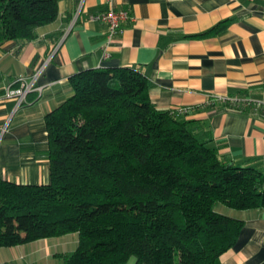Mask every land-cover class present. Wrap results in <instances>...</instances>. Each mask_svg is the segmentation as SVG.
Wrapping results in <instances>:
<instances>
[{
	"label": "trees",
	"instance_id": "trees-1",
	"mask_svg": "<svg viewBox=\"0 0 264 264\" xmlns=\"http://www.w3.org/2000/svg\"><path fill=\"white\" fill-rule=\"evenodd\" d=\"M57 17L58 0H0V45ZM71 85L46 116L50 183L0 180V246L77 232L66 264H219L244 221L217 206L264 210V170L223 158L182 108H158L139 68H90Z\"/></svg>",
	"mask_w": 264,
	"mask_h": 264
},
{
	"label": "crops",
	"instance_id": "crops-1",
	"mask_svg": "<svg viewBox=\"0 0 264 264\" xmlns=\"http://www.w3.org/2000/svg\"><path fill=\"white\" fill-rule=\"evenodd\" d=\"M110 9L132 16L112 42L107 25L91 18ZM107 67L139 68L158 108H186L183 118L223 158L264 170V115L215 100L264 101V0H58L57 19L34 38L0 45V180L50 183L46 116L73 94L72 76ZM39 70L42 89L15 111L7 87ZM217 210L244 221L219 264H264V210ZM78 245L72 232L0 246V264H66Z\"/></svg>",
	"mask_w": 264,
	"mask_h": 264
},
{
	"label": "built area",
	"instance_id": "built-area-1",
	"mask_svg": "<svg viewBox=\"0 0 264 264\" xmlns=\"http://www.w3.org/2000/svg\"><path fill=\"white\" fill-rule=\"evenodd\" d=\"M93 20L101 21L105 23L108 27V38L109 42H112L113 39L123 31L124 23L132 19L131 13L127 9L115 10L110 9L107 11L100 12L98 14L92 15ZM108 47H105L103 52V59L109 57ZM42 70H39L31 77L19 76L12 84H10L4 97L7 99H12L15 101L14 110H18L23 104L28 102V96L35 90H41L42 88H37L35 86L36 80ZM215 100H218L222 103H231L234 106H253L257 108H264L263 100H253V99H237V98H228L226 96H216ZM254 106V107H255ZM244 107V106H243ZM257 110V109H256ZM186 108H182L181 112H187Z\"/></svg>",
	"mask_w": 264,
	"mask_h": 264
}]
</instances>
